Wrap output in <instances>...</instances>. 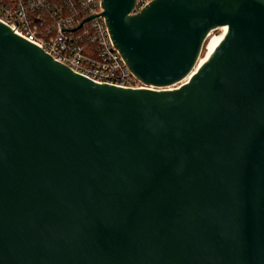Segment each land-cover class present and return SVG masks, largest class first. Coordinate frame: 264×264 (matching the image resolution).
Instances as JSON below:
<instances>
[{
	"label": "water",
	"instance_id": "water-1",
	"mask_svg": "<svg viewBox=\"0 0 264 264\" xmlns=\"http://www.w3.org/2000/svg\"><path fill=\"white\" fill-rule=\"evenodd\" d=\"M100 1L146 86L0 21V264H264V0Z\"/></svg>",
	"mask_w": 264,
	"mask_h": 264
},
{
	"label": "built area",
	"instance_id": "built-area-1",
	"mask_svg": "<svg viewBox=\"0 0 264 264\" xmlns=\"http://www.w3.org/2000/svg\"><path fill=\"white\" fill-rule=\"evenodd\" d=\"M63 1L71 5L68 13V7L62 0H0V21L30 42L41 46L75 72L96 82L134 88L146 86L133 74L116 49L105 17L95 16L84 22L79 27L83 28L82 33L76 34L72 29L84 19L76 10L86 8L95 1L98 9L92 14L98 13L102 10L101 1ZM149 1L135 0L132 13L139 11ZM36 20H41V23ZM86 39L96 42V51L86 46Z\"/></svg>",
	"mask_w": 264,
	"mask_h": 264
},
{
	"label": "trees",
	"instance_id": "trees-1",
	"mask_svg": "<svg viewBox=\"0 0 264 264\" xmlns=\"http://www.w3.org/2000/svg\"><path fill=\"white\" fill-rule=\"evenodd\" d=\"M62 3H64L65 5H67L66 7H68L67 13L69 12V8L71 7V5L65 1L62 0ZM98 9L97 5L95 6V1L90 3L86 8L83 9H79L76 10V12L80 15L81 19L88 17L90 14L96 12V10ZM41 21V20H39ZM40 24V23H39ZM89 24H87L86 27H88ZM76 34L82 33L83 32V28H77L74 30ZM86 46H88L89 48L91 47L94 51H96V47L97 44L96 42L93 41H89V40H85Z\"/></svg>",
	"mask_w": 264,
	"mask_h": 264
},
{
	"label": "bare ground",
	"instance_id": "bare-ground-1",
	"mask_svg": "<svg viewBox=\"0 0 264 264\" xmlns=\"http://www.w3.org/2000/svg\"><path fill=\"white\" fill-rule=\"evenodd\" d=\"M226 26H222L221 27V32L217 35L211 36L209 37V35L211 34V32L208 34L207 38V45H206V51H205V55L200 57V62H202L206 57H207V53L209 50H211L222 38L224 32H225Z\"/></svg>",
	"mask_w": 264,
	"mask_h": 264
},
{
	"label": "rangeland",
	"instance_id": "rangeland-1",
	"mask_svg": "<svg viewBox=\"0 0 264 264\" xmlns=\"http://www.w3.org/2000/svg\"><path fill=\"white\" fill-rule=\"evenodd\" d=\"M221 32V29H215V30H212L211 34L209 35V37L211 36H214V35H217ZM208 37V38H209ZM208 38H206V42L204 44V47H203V50L201 52V56L205 55V51H206V45H207V41H208Z\"/></svg>",
	"mask_w": 264,
	"mask_h": 264
},
{
	"label": "snow or ice",
	"instance_id": "snow-or-ice-1",
	"mask_svg": "<svg viewBox=\"0 0 264 264\" xmlns=\"http://www.w3.org/2000/svg\"><path fill=\"white\" fill-rule=\"evenodd\" d=\"M227 31H228V29L226 28V29H225V32H227Z\"/></svg>",
	"mask_w": 264,
	"mask_h": 264
}]
</instances>
